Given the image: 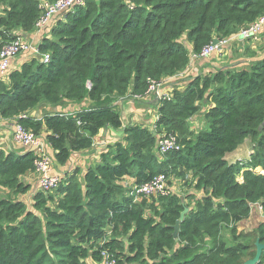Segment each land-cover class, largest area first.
<instances>
[{
  "label": "trees",
  "instance_id": "16d2710c",
  "mask_svg": "<svg viewBox=\"0 0 264 264\" xmlns=\"http://www.w3.org/2000/svg\"><path fill=\"white\" fill-rule=\"evenodd\" d=\"M41 1L0 0V48L33 32ZM262 16L264 0H86L85 8L64 16L36 48L50 62L30 58L0 83V119L46 133L59 166L90 150L102 129L122 136L97 164L61 172L59 186L34 192L30 203L12 199L10 191L14 197L29 192L23 178L34 173V154L0 150V188L7 190L0 196V264H99L102 252L116 264L252 259L256 240L264 244V221L252 234L237 229L254 205L264 211V57L196 76L169 100L162 97L154 130L123 126L113 104L147 95L184 72L214 39H228ZM83 101L91 106L71 116L19 118L42 104ZM201 113L207 127L195 132L190 120ZM162 136L175 137L180 150L158 155ZM245 142L248 159L229 162ZM159 175L202 196L137 199L131 192Z\"/></svg>",
  "mask_w": 264,
  "mask_h": 264
},
{
  "label": "crops",
  "instance_id": "0c3cea01",
  "mask_svg": "<svg viewBox=\"0 0 264 264\" xmlns=\"http://www.w3.org/2000/svg\"><path fill=\"white\" fill-rule=\"evenodd\" d=\"M63 19L64 16L57 14L50 20L48 25L41 28H35L33 30L34 32L29 34H23L21 36L22 39L26 40L27 42H32L34 46L29 47L30 49L21 52L20 55H18L16 58H13L10 61V65L7 70V73L3 74L4 79L7 80L10 71L19 69L21 64L26 62L28 59L35 58L39 60L41 56L39 57V53L37 52L36 49L38 43L43 38H50V32L52 31V29L55 26H57L59 21H62ZM251 54L255 56L250 57ZM263 57H264V30H262L260 35L255 40L253 39L246 41H242V40L230 41L229 44L224 47L223 52L221 54H212L208 58H199L192 56L188 68L184 72L174 77L165 79L161 84L162 85L161 88L158 91L153 92L155 90L154 89L153 91H151L147 95H144L140 99L126 97L125 100L123 99L124 101L123 100L116 101L113 105H115L117 111L120 113L123 126L141 125L143 127L152 130L158 118L157 107L161 101L160 96H162L163 94H166L171 97L173 91L176 90L182 91L185 88V85L189 82V80L196 76L209 75L214 71H218L221 69L234 68L240 65H247L248 63L261 59ZM90 106L91 104L89 101H83L79 104L67 103L65 105L56 106V107H48L45 105H40L29 113L28 118L41 120L44 116L47 115L50 116L51 113H58V114L62 113V114L71 115V113L72 114L77 113L80 110L87 109ZM196 116L198 115H195L190 120L192 124ZM16 123L17 122L15 119H7V120L0 119V150L4 151L5 153L14 152L17 155H20L25 153L27 150L25 149V147L15 143L12 139V132L14 129V125H16ZM196 126H197L196 124L192 125L191 128L195 130ZM40 136L45 140L46 153L50 158L51 167L53 171L57 174H61V172L68 171L71 165H73L74 167L82 168L83 169L82 171H85L87 167L97 164L100 161V155L104 152V150H106L108 146L113 145L114 143L120 141L122 135L121 133L119 134V132L112 131L107 128L100 130L99 133L94 137L93 145L90 148V150L74 154L70 159V162L66 166H59L55 162L54 153L46 141V133L42 132ZM237 154L238 153H236L235 155L232 154V157L233 156L235 157ZM234 157L230 161L233 162ZM25 177L28 178L30 182L24 180ZM25 177L23 178V180L28 182L29 185H31L30 193L25 195V197L23 196L20 197V199L23 200L24 198H29V201H25V202L30 203L31 202L30 199H32L31 195L34 192L38 191L37 179L34 174H28ZM32 178H35L32 181L33 184H31ZM128 180L126 182H128ZM170 189L172 190V187H170ZM192 193L193 192H191V194ZM194 194L196 198H200L202 196L201 192L199 193L197 192ZM257 210L258 211L256 212L258 213L260 212L261 215H264V213L260 211L258 208ZM252 213L254 212H251V214ZM248 220H251V215ZM262 221H264V218L260 219L258 224L261 223ZM239 228L240 226L238 225V229Z\"/></svg>",
  "mask_w": 264,
  "mask_h": 264
},
{
  "label": "built area",
  "instance_id": "2783aa9c",
  "mask_svg": "<svg viewBox=\"0 0 264 264\" xmlns=\"http://www.w3.org/2000/svg\"><path fill=\"white\" fill-rule=\"evenodd\" d=\"M71 1L72 0H67L65 2L69 3ZM65 2H63L62 0H56L54 3H51V5L47 9H44L42 7L45 12V15L39 19L40 25H47V23L54 14H63L62 10ZM262 30H264V16L260 17L247 27L240 29V31L236 35L228 39L218 40V43L216 45H212L211 43L210 45L203 48L201 53L197 56H200L201 58H208L212 54H221L223 52L224 47L228 45L230 41H246L253 39L255 40L260 35ZM29 47L30 46L27 43L23 42L21 38L15 39L11 43L3 46V48L0 50V69H4L7 64V61L10 58L15 56L18 52L26 50ZM42 61L45 64L48 63L50 61L49 55L44 54L42 56ZM0 83H2L1 79ZM161 86V84L151 86L149 88L148 93H150L154 89L155 90L153 92L159 90ZM162 97H166L168 100L171 98L170 96L163 94L162 96H160V100L162 99ZM20 119H27V116L21 115ZM12 139L15 143L25 147V149L27 150L26 152H31L34 154L35 169L33 174L37 179L38 191L43 193H50L54 191L59 186L61 178L60 175L55 173L51 167V161L45 149V140L40 136V134L36 135L30 130H26L18 123H16V125L14 126L12 132ZM178 150H180V144L178 140L172 136H162L156 144V153L158 155H164L168 152ZM64 174L65 173H63L62 175ZM168 181L169 180L164 175H159L154 178L153 181L149 184H145L135 188L133 187L131 192H133V194L137 196V199L140 197L149 198L155 195L166 196L172 193L170 187H167ZM254 206L264 213L262 207L259 204H256ZM101 256L102 260L99 264H116L114 256L110 255L108 252H102Z\"/></svg>",
  "mask_w": 264,
  "mask_h": 264
},
{
  "label": "rangeland",
  "instance_id": "374dc122",
  "mask_svg": "<svg viewBox=\"0 0 264 264\" xmlns=\"http://www.w3.org/2000/svg\"><path fill=\"white\" fill-rule=\"evenodd\" d=\"M56 0H51V2L50 3H54ZM63 2H65V1H67V0H62ZM85 6H86V0H72L71 2H69V3H67V2H65L64 3V7H63V10H62V12H63V14H58V15H61V16H66L67 14H69V13H75L78 9H81V8H85ZM39 8H40V10H41V14H40V17H39V19L41 18V17H43L44 15H45V12H44V10L42 9V7L39 5ZM1 14V13H0ZM52 19V18H51ZM50 19V20H51ZM50 20H49V22H50ZM48 22V23H49ZM48 23H47V25H48ZM34 32V31H33ZM36 32V31H35ZM37 33V32H36ZM21 39H22V37H21ZM22 41L23 42H25V43H27L30 47H32V46H34V44L32 43V42H27L26 40H24V39H22ZM3 48V47H2ZM2 48H0V50L2 49ZM45 54H47V53H45ZM43 55H44V53H43ZM49 55V54H48ZM41 56V53L39 54V57ZM49 57H50V55H49ZM193 57H199V58H201L200 56H196V55H193ZM41 58V57H40ZM39 58V59H40ZM50 62V61H49ZM48 62V63H49ZM48 63H46V64H48ZM45 64V63H44ZM240 66H242V65H240ZM240 66H236V68H239ZM125 100V99H124ZM123 100V101H124ZM43 105V104H42ZM45 106H48V107H56V106H50V105H48V104H44ZM65 105V104H64ZM55 114H58V113H51L50 114V116H54ZM72 114V113H71ZM29 115V114H28ZM28 115H27V118H28ZM20 118V117H19ZM158 120V119H157ZM156 123V122H155ZM192 124V123H191ZM197 125L196 126V129H195V132L196 131H200V130H203V129H206V127H207V122H206V120H205V118L203 117V115L201 114V115H198V116H196L195 118H194V122H193V124L192 125ZM154 128H155V125H154V127L152 128V130H154ZM243 148V149H242ZM242 149V150H241ZM239 151V152H238ZM236 153H238L235 157H234V160H233V162L235 161V160H242V161H244V160H246V159H248V157H249V155H250V153H251V144H250V142H245V144L240 148V149H238L235 153H234V155L236 154ZM232 156H230L229 158H228V161L229 162H232V161H230L232 158H233ZM72 168H75L73 165H71L70 167H69V169H72ZM85 169V168H84ZM80 170L82 171L83 169L82 168H80ZM190 178V177H189ZM31 179V178H30ZM35 178H32V180H31V184H33V180H34ZM24 180H26V181H28V182H30L29 180H28V178H24ZM23 180V182H25V183H27L28 184V182H26V181H24ZM188 181H189V179H188ZM31 186V185H30ZM167 187H172V194H177V195H180L181 197H186L187 195H189L190 194V192H193V193H197V192H195V191H193V189H191V187L192 186H188V185H186L185 183H184V181H178V180H176V179H174V180H172V182L171 181H169V184L167 185ZM30 193V190H29V192L27 193V194H29ZM199 193V192H198ZM7 194V190H4V189H1L0 188V196H5ZM26 194V195H27ZM10 195H11V198L12 199H14V198H16V199H18V200H21L20 199V197H22V196H18V197H14V195L12 194V192L10 191ZM23 197H25V195L23 196ZM21 201H29V198H24L23 200H21ZM185 201L187 202V203H190L191 201H190V199H186L185 198ZM26 203V202H25ZM256 211H258L257 210V208L254 206L253 207V211H251V212H254V213H252L251 214V220H246V221H243V222H241L240 224H239V226H240V228L239 229H237V231L239 232V233H242V234H252V232H254L255 231V229L257 228V226H258V222H259V220L260 219H262V218H264V215H261L260 214V212L258 213V212H256ZM253 217H255V218H253ZM222 236L224 237V239H225V241H227L228 242V244H230V243H232V241H231V238H230V235H229V233H228V231L227 230H224L223 232H222Z\"/></svg>",
  "mask_w": 264,
  "mask_h": 264
},
{
  "label": "water",
  "instance_id": "95a60500",
  "mask_svg": "<svg viewBox=\"0 0 264 264\" xmlns=\"http://www.w3.org/2000/svg\"><path fill=\"white\" fill-rule=\"evenodd\" d=\"M217 43H218L217 39H214L212 41V45H216ZM156 91H158V90H156ZM187 212H188V208H184L182 210V212L180 213L179 219L175 222V225L173 226L174 232H173L172 236H173L174 239H177V237H178L179 225L183 221V219H184L185 215L187 214ZM255 247H256L255 256L252 259H248V260L244 261L243 264H258L262 254L264 252V244L260 243L259 240H256Z\"/></svg>",
  "mask_w": 264,
  "mask_h": 264
},
{
  "label": "bare ground",
  "instance_id": "6f19581e",
  "mask_svg": "<svg viewBox=\"0 0 264 264\" xmlns=\"http://www.w3.org/2000/svg\"><path fill=\"white\" fill-rule=\"evenodd\" d=\"M51 5V3H49L48 1H46V0H42L41 2H40V6L41 7H43L44 9H47L49 6ZM55 15H57V14H54L52 17H54ZM43 26H45V25H40V23H39V20H37V22H36V28H41V27H43ZM11 43V42H10ZM9 44V43H8ZM7 45V44H6ZM5 46V45H4ZM29 48H27L26 50H28ZM26 50H22V51H20V52H18L15 56H13L12 58H10L8 61H7V64H6V66L4 67V69H0V79L1 80H6V79H4V76H3V74H6L7 73V70H8V68H9V65H10V61L13 59V58H16V56L18 55V54H20L21 52H23V51H26ZM43 56V55H42ZM42 56H41V62L44 64V62L42 61ZM65 115H67V114H64V116ZM19 124V123H18ZM15 126V125H14ZM24 127V126H23Z\"/></svg>",
  "mask_w": 264,
  "mask_h": 264
},
{
  "label": "clouds",
  "instance_id": "9594fccd",
  "mask_svg": "<svg viewBox=\"0 0 264 264\" xmlns=\"http://www.w3.org/2000/svg\"><path fill=\"white\" fill-rule=\"evenodd\" d=\"M172 194V193H171Z\"/></svg>",
  "mask_w": 264,
  "mask_h": 264
}]
</instances>
